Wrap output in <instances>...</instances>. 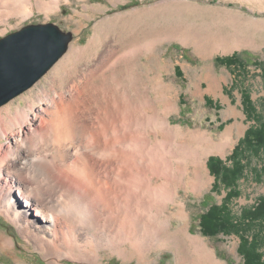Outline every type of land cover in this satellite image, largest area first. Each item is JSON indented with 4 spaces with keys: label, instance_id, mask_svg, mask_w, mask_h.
Returning <instances> with one entry per match:
<instances>
[{
    "label": "rangeland",
    "instance_id": "obj_1",
    "mask_svg": "<svg viewBox=\"0 0 264 264\" xmlns=\"http://www.w3.org/2000/svg\"><path fill=\"white\" fill-rule=\"evenodd\" d=\"M58 4L48 13L34 6L33 14L26 18L17 12L11 13L9 19L8 14L0 16V37L29 23L46 22L73 34L65 54L34 85L0 106V110L8 105L11 110L26 108L33 101L38 105L36 91L40 89H45L48 97L56 95L57 87L67 94L68 85L80 81L88 69H98V74L109 79L120 95L126 93L134 103L146 100L149 114L162 112L165 103L170 107L166 118L177 134L164 144L177 157L182 151L174 147L192 148L196 135H204L199 137L202 144L209 137L215 142L228 138L223 149L215 146L203 155L206 181L202 187L186 185L185 172L184 181L168 202L150 206V217L156 214L155 220L161 226L157 234L140 227L141 234L134 244L119 248L123 249L122 254L103 248L92 264H244L245 239L249 241L253 234L264 231L258 220L249 221L244 216L264 197V172L259 171L263 159L239 142L251 126L264 124V0H59ZM242 51L252 57L231 65L214 62L216 57ZM244 95H249L255 106L253 116ZM44 107L46 104L40 106L36 123L45 118ZM34 128L35 124L28 127V133ZM24 133L31 134L27 127ZM162 136L149 132V142L160 143ZM11 139V133L0 135V156L5 154L6 143ZM238 145V154L234 156L245 166L237 185L230 187L210 171L208 159L214 156L231 167L230 156ZM6 179L4 172H0L1 197L3 185L10 187L15 210H24L35 218V206L26 207L20 195L21 181L16 178L8 183ZM232 190L236 195L224 200ZM208 193L213 197L211 205L226 203L230 218H245L237 229H220L214 235L202 232L201 216L208 208L202 201ZM181 208L182 218L176 215ZM36 225L45 223L36 217ZM1 234L11 237L14 246L12 251L0 247V264L48 263L42 251L22 236L0 210ZM166 237L168 242L164 243ZM170 237H175L174 241ZM146 240L144 249L149 248L145 252L129 251ZM195 242L208 249L210 262L207 257L208 261L197 257ZM258 243L264 258V238L258 239ZM60 263L91 264L67 258Z\"/></svg>",
    "mask_w": 264,
    "mask_h": 264
},
{
    "label": "bare ground",
    "instance_id": "obj_2",
    "mask_svg": "<svg viewBox=\"0 0 264 264\" xmlns=\"http://www.w3.org/2000/svg\"><path fill=\"white\" fill-rule=\"evenodd\" d=\"M58 3L0 0V16L8 14L9 19L17 12L26 18L33 14L34 6L48 13ZM97 70L88 69L80 81L68 85L67 94L57 87L56 95L48 97L47 91L40 89L36 91L38 105L33 101L26 108L11 110L8 105L0 110V135L11 133L12 138L0 156V172L8 183L16 178L21 181L24 205L36 209L35 218L15 210L12 190L3 185L0 210L42 251L47 264H61L63 258L92 264L103 248L122 254L119 248L132 246L141 234L140 227L157 234L161 226L156 214L150 217V206L168 202L184 181L185 172L186 185L202 187L206 181L203 155L215 146L223 149L228 140L225 137L215 142L209 137L202 144L204 135H196L192 148L173 146L182 151L177 157L164 144L177 134L166 118L170 107L165 103L162 112L149 114L146 100L134 103L126 93L121 96ZM43 104L45 118L36 123ZM34 124L36 128L28 133ZM26 127L30 135L25 136ZM149 132L162 134L160 143L152 145ZM183 210L178 209L176 215L184 217ZM36 217L45 225L37 226ZM166 226L170 227V218ZM146 243L129 251L143 253L149 248L144 249ZM195 244L197 257L210 262L208 249ZM13 246L11 237L0 235L2 249L12 251Z\"/></svg>",
    "mask_w": 264,
    "mask_h": 264
},
{
    "label": "water",
    "instance_id": "obj_3",
    "mask_svg": "<svg viewBox=\"0 0 264 264\" xmlns=\"http://www.w3.org/2000/svg\"><path fill=\"white\" fill-rule=\"evenodd\" d=\"M71 31L29 23L0 37V106L35 84L67 51Z\"/></svg>",
    "mask_w": 264,
    "mask_h": 264
},
{
    "label": "trees",
    "instance_id": "obj_4",
    "mask_svg": "<svg viewBox=\"0 0 264 264\" xmlns=\"http://www.w3.org/2000/svg\"><path fill=\"white\" fill-rule=\"evenodd\" d=\"M135 1V0H131ZM252 55L246 51L234 52L230 56L226 57H216L214 62L216 64H227L231 65L235 61L241 62L240 60L247 61V58H251ZM244 101L249 109V114L253 116L256 113V109L254 104L249 98V95H244ZM240 144L245 143L249 149L254 154L261 156L263 161L262 165L259 168L260 172H264V124H260L258 126H251L247 131L242 140L239 141ZM239 144V145H240ZM238 146H236L233 150V154L230 156L233 160L232 166H227L223 163V161L214 156H210L208 159V167L210 171L217 177H220L226 186L235 187L237 185L238 179L243 174V168L245 164L241 162V159H236L234 154H238ZM236 191L232 190L227 193L224 197V200L229 201L230 198L235 194ZM207 198H211V200H207ZM212 195L210 193L204 195L203 203H205L204 207H208L207 211L201 216V230L206 235H214L220 229H228L232 227L238 228V224L241 221L249 219L252 221L258 220V223L261 225V229L264 230V197L261 198L256 205L246 211L245 218H241L238 221L230 218V212L226 208V203L223 202V205H211ZM232 219V220H231ZM234 221V222H233ZM248 221V222H249ZM230 230V229H229ZM239 230V229H238ZM255 233L252 235L251 239L246 241V251L244 252V264H264L263 255L259 252V243L258 239L264 238V231ZM260 233V234H259ZM248 237V236H247ZM248 242V243H247Z\"/></svg>",
    "mask_w": 264,
    "mask_h": 264
}]
</instances>
